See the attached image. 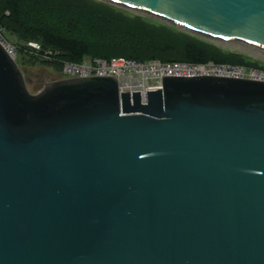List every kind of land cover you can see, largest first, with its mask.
<instances>
[{
	"label": "water",
	"instance_id": "obj_1",
	"mask_svg": "<svg viewBox=\"0 0 264 264\" xmlns=\"http://www.w3.org/2000/svg\"><path fill=\"white\" fill-rule=\"evenodd\" d=\"M264 51V0H102ZM0 264H264V81L75 77L0 42Z\"/></svg>",
	"mask_w": 264,
	"mask_h": 264
},
{
	"label": "trees",
	"instance_id": "obj_2",
	"mask_svg": "<svg viewBox=\"0 0 264 264\" xmlns=\"http://www.w3.org/2000/svg\"><path fill=\"white\" fill-rule=\"evenodd\" d=\"M62 2L0 0V31L18 36L25 44L16 47L18 55L27 49L35 53L32 56L60 70L65 63H82L86 57H122L142 62L160 60L190 64L214 62L264 69L259 61L247 55L223 51L215 44L179 31L174 26L121 10L100 0ZM78 7H81L83 14L78 12ZM87 9L91 10L96 29H85L78 24L77 20L85 18ZM106 23L116 36L110 42L99 32V28ZM125 25L126 29L123 28ZM30 44L39 45L40 50ZM47 51L51 54L46 57Z\"/></svg>",
	"mask_w": 264,
	"mask_h": 264
},
{
	"label": "built area",
	"instance_id": "obj_3",
	"mask_svg": "<svg viewBox=\"0 0 264 264\" xmlns=\"http://www.w3.org/2000/svg\"><path fill=\"white\" fill-rule=\"evenodd\" d=\"M0 41L11 57L16 59V48L11 46L0 31ZM40 50L37 44H31ZM51 54L47 51L46 57ZM66 78L75 77H114L118 81L121 93L140 92L143 98L150 90L160 89L165 77H192L214 75L264 81V69L216 64H190L181 62H162L160 60L136 61L132 59L113 57L101 59L86 57L82 63L67 62L63 67Z\"/></svg>",
	"mask_w": 264,
	"mask_h": 264
},
{
	"label": "rangeland",
	"instance_id": "obj_4",
	"mask_svg": "<svg viewBox=\"0 0 264 264\" xmlns=\"http://www.w3.org/2000/svg\"><path fill=\"white\" fill-rule=\"evenodd\" d=\"M62 1L63 2L66 1V3H68V0H62ZM100 1H102V0H100ZM102 2H104V1H102ZM66 3H64V4H66ZM120 9L136 14L135 12L125 10L123 8H120ZM78 10H79L78 12L83 14V11H81V7H78ZM90 12H91V10L87 9L85 12V18H81V19L79 18V20H77L78 24L82 25V27H84L85 29L88 27L89 28L93 27V29H96L97 26H96V24H94V18H92V16L90 15ZM110 15L112 16V12L110 13ZM96 16H97V14H96ZM146 18H149V17H146ZM33 19H34V17H33ZM110 24L112 25V23H110ZM108 25L109 24L106 23V24H104V27H100L99 32H101V34H104L106 36L107 41L110 42V39L115 40L116 36L113 35L112 28L109 27ZM112 27H113V25H112ZM126 27H127V25L123 26L124 29H126ZM178 30L183 31L180 29H178ZM129 31H130V29H129ZM3 35L6 38V40L9 42V44L11 46H13L14 48H16V47L19 48L20 46L25 45L24 41L21 40L20 38H18V36H15V35L13 36L12 34H10L8 32L3 33ZM125 35H127V34H125ZM197 37H199V36H197ZM199 38L204 40V41H207L209 43L215 44L217 47L221 48L223 51L236 52V53H241V54L247 55V56L251 57L253 60L259 61L261 63V66L264 67V51L263 50H260L258 48H255V47L247 45V44L235 42V41H228V40L227 41H220V40L216 41V40L205 39L203 37H199ZM29 46L33 47V45H31V44ZM17 48H16V52H17L16 62L18 63L20 69L23 72V75H24L26 82H27V87L31 93L37 94V93L41 92L46 87L47 84L66 79V77L64 76V73H63V69L60 70L56 66L48 64L47 62L43 61L42 59L32 56L35 53L31 52L25 48L24 49H25L26 53L20 52L18 55Z\"/></svg>",
	"mask_w": 264,
	"mask_h": 264
}]
</instances>
